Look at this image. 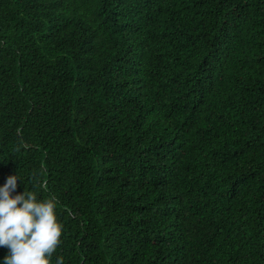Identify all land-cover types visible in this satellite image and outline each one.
I'll list each match as a JSON object with an SVG mask.
<instances>
[{
	"label": "trees",
	"instance_id": "1",
	"mask_svg": "<svg viewBox=\"0 0 264 264\" xmlns=\"http://www.w3.org/2000/svg\"><path fill=\"white\" fill-rule=\"evenodd\" d=\"M16 172L52 264H264V0H0Z\"/></svg>",
	"mask_w": 264,
	"mask_h": 264
},
{
	"label": "clouds",
	"instance_id": "2",
	"mask_svg": "<svg viewBox=\"0 0 264 264\" xmlns=\"http://www.w3.org/2000/svg\"><path fill=\"white\" fill-rule=\"evenodd\" d=\"M18 180L23 182L16 172L0 184V246L8 248L0 264H52L63 230L56 210L58 198L26 187L16 192ZM40 188L47 191L46 185ZM54 264H64L63 256H57Z\"/></svg>",
	"mask_w": 264,
	"mask_h": 264
}]
</instances>
